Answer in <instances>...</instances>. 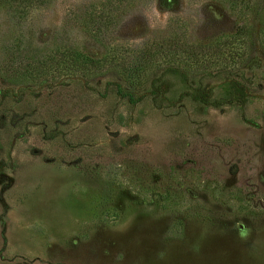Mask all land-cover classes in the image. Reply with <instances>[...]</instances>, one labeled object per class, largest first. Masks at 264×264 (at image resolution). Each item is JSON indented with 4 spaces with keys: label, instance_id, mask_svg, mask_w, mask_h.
Listing matches in <instances>:
<instances>
[{
    "label": "rangeland",
    "instance_id": "obj_1",
    "mask_svg": "<svg viewBox=\"0 0 264 264\" xmlns=\"http://www.w3.org/2000/svg\"><path fill=\"white\" fill-rule=\"evenodd\" d=\"M263 41L264 0H0V264H264Z\"/></svg>",
    "mask_w": 264,
    "mask_h": 264
},
{
    "label": "trees",
    "instance_id": "obj_2",
    "mask_svg": "<svg viewBox=\"0 0 264 264\" xmlns=\"http://www.w3.org/2000/svg\"><path fill=\"white\" fill-rule=\"evenodd\" d=\"M6 1L9 2V3H12L14 5V10L16 12H23V13L34 2V0H6ZM233 4H236V2L233 1ZM263 46H264V44H263ZM114 90H115V93L117 95H119L120 97H125L130 102H134L138 98V97H135L130 92H127V91L123 90L119 85H114Z\"/></svg>",
    "mask_w": 264,
    "mask_h": 264
}]
</instances>
